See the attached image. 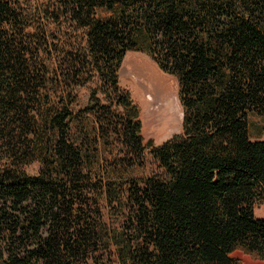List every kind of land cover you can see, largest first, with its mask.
Here are the masks:
<instances>
[{
  "label": "trees",
  "instance_id": "1",
  "mask_svg": "<svg viewBox=\"0 0 264 264\" xmlns=\"http://www.w3.org/2000/svg\"><path fill=\"white\" fill-rule=\"evenodd\" d=\"M130 52L178 82L183 132L160 146L119 86ZM94 78L99 133L75 134V89ZM251 115L264 117V0H0V264H264ZM100 133L123 147L110 171ZM146 152L159 171L139 176Z\"/></svg>",
  "mask_w": 264,
  "mask_h": 264
},
{
  "label": "rangeland",
  "instance_id": "2",
  "mask_svg": "<svg viewBox=\"0 0 264 264\" xmlns=\"http://www.w3.org/2000/svg\"><path fill=\"white\" fill-rule=\"evenodd\" d=\"M59 38L65 41L71 36L63 37L60 34ZM118 78L120 88L129 94L130 100L139 110V120L145 143L152 141L154 145L160 146L182 134L183 109L179 100L178 82L174 77L160 71L146 54L130 52L124 59ZM98 88L99 80L94 78L87 85L75 89L76 101L71 107L76 119L71 124L73 133L77 134L81 131L82 134H86L93 128L96 129L97 134L99 133L95 116L85 112L93 99V91ZM248 122L251 141H264V117L251 115ZM97 134H95L97 138L96 155L99 162L97 171L100 169L110 171L117 160L122 158L123 147L116 136L107 137L104 135L103 137V133H100L99 136ZM91 143L94 144V140L91 139ZM37 168L38 166L34 165L29 171L36 172ZM158 171L157 162L146 152L144 166L136 169L135 173L139 176H147ZM101 206L104 218L108 221L105 203L102 202ZM255 215L259 219H264V205L256 207ZM233 257L240 264H263L241 252H236ZM112 264H119L116 257L113 258Z\"/></svg>",
  "mask_w": 264,
  "mask_h": 264
}]
</instances>
